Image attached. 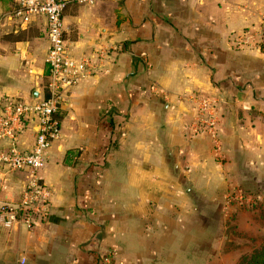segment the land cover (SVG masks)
I'll use <instances>...</instances> for the list:
<instances>
[{"label":"crops","instance_id":"crops-1","mask_svg":"<svg viewBox=\"0 0 264 264\" xmlns=\"http://www.w3.org/2000/svg\"><path fill=\"white\" fill-rule=\"evenodd\" d=\"M17 8L0 0V109L49 80L48 21ZM64 25L70 56L97 71L57 115L48 218L0 226V264H237L264 210V0H96ZM201 97L217 100L222 154L191 133ZM36 134L28 123L17 148ZM28 178L0 165V209Z\"/></svg>","mask_w":264,"mask_h":264},{"label":"built area","instance_id":"built-area-1","mask_svg":"<svg viewBox=\"0 0 264 264\" xmlns=\"http://www.w3.org/2000/svg\"><path fill=\"white\" fill-rule=\"evenodd\" d=\"M18 8L13 17L23 24L43 16L48 21L49 53L46 59L48 84L46 96L31 103L9 99L0 109V141L8 140L10 147L0 151V165L8 172L26 171L28 181L17 204H5L0 209V226L12 230L23 226L28 231L35 229L39 222L50 214L53 192L43 182L40 173L52 142L60 136V122L57 115L64 103L66 93L74 90L97 71V62L92 59L76 60L69 54L64 38V12L72 5L93 6L96 0H16ZM103 53H101V57ZM100 57V58H101ZM217 100L201 97L194 122L193 136L209 135L215 149L222 154L218 138L219 124L215 110ZM30 122L36 123L37 134L34 148L27 153L17 148L20 134ZM244 200L243 195L237 197ZM21 264H26L22 258Z\"/></svg>","mask_w":264,"mask_h":264},{"label":"rangeland","instance_id":"rangeland-1","mask_svg":"<svg viewBox=\"0 0 264 264\" xmlns=\"http://www.w3.org/2000/svg\"><path fill=\"white\" fill-rule=\"evenodd\" d=\"M254 216H256L258 223H257L256 227L253 228V230L255 229V231L252 233V235H251L252 237H250L248 235L246 236L243 234H241V236H240L241 240L243 242L245 240H248L249 243H246V246L249 248L246 249L247 250L246 253L242 254L241 257L237 260V262H236L237 264L239 263V261L241 260L242 257L250 255L255 250V248L260 247L264 243V210H259V211L255 212L254 215H251L250 217H254ZM247 217L249 218V215ZM247 217H245V218H247ZM245 218H244V221L247 220ZM239 244H240L239 245L240 248H243L242 244H244V243H239Z\"/></svg>","mask_w":264,"mask_h":264},{"label":"trees","instance_id":"trees-1","mask_svg":"<svg viewBox=\"0 0 264 264\" xmlns=\"http://www.w3.org/2000/svg\"><path fill=\"white\" fill-rule=\"evenodd\" d=\"M238 264H264V243L250 255L242 257Z\"/></svg>","mask_w":264,"mask_h":264},{"label":"water","instance_id":"water-1","mask_svg":"<svg viewBox=\"0 0 264 264\" xmlns=\"http://www.w3.org/2000/svg\"><path fill=\"white\" fill-rule=\"evenodd\" d=\"M40 95H39V92L38 91H35L34 92V98L35 99H39Z\"/></svg>","mask_w":264,"mask_h":264}]
</instances>
